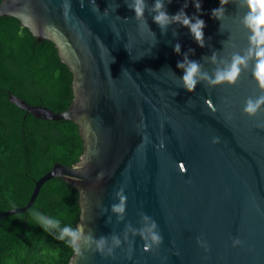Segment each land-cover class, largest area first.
Returning <instances> with one entry per match:
<instances>
[{
  "label": "water",
  "instance_id": "water-1",
  "mask_svg": "<svg viewBox=\"0 0 264 264\" xmlns=\"http://www.w3.org/2000/svg\"><path fill=\"white\" fill-rule=\"evenodd\" d=\"M132 2L1 0L0 17L16 18L39 42L51 41L73 76L65 111L13 93L10 102L36 119L73 122L84 151L73 166L56 163L35 182L28 204L0 220L27 212L42 187L59 178L78 191V224L107 238L103 254L93 244L73 264H264V109L255 117L243 112L249 98L264 96L254 58L235 84L201 80L193 92L177 67L187 56L214 77L234 54L247 53L243 0H230L222 20L211 17L219 0H201V11L192 0H165L170 14L184 8L206 22L204 47L178 23L162 31L152 19L154 0H146L143 21ZM121 191L122 220L112 211ZM153 222L162 243L145 251L139 232ZM237 238L242 244L234 247Z\"/></svg>",
  "mask_w": 264,
  "mask_h": 264
},
{
  "label": "trees",
  "instance_id": "trees-1",
  "mask_svg": "<svg viewBox=\"0 0 264 264\" xmlns=\"http://www.w3.org/2000/svg\"><path fill=\"white\" fill-rule=\"evenodd\" d=\"M72 81L51 41L39 42L16 18L0 17V214L26 206L36 181L56 163L73 166L84 151L76 124L36 119L12 104L9 93L62 112L73 100ZM29 210L76 227L78 191L54 178ZM29 210L0 220V264H69L75 254L31 222Z\"/></svg>",
  "mask_w": 264,
  "mask_h": 264
},
{
  "label": "clouds",
  "instance_id": "clouds-1",
  "mask_svg": "<svg viewBox=\"0 0 264 264\" xmlns=\"http://www.w3.org/2000/svg\"><path fill=\"white\" fill-rule=\"evenodd\" d=\"M171 3L172 0H167ZM230 0H219V7L212 9L211 17L217 20H222L225 15V6ZM193 6L198 10H202L201 0H192ZM247 11L243 17V24L249 30V48L243 56L234 54L231 63L224 69H217L214 77H209L207 73L201 71V65L197 61L188 60L187 56L183 61L177 62V67L183 70L181 77L183 87L188 92L195 91L197 84L201 80H206L209 86L221 85L224 83L235 84L242 68L248 66L249 59L254 58L253 76L258 81L259 86L264 89V0H243ZM187 7V4L184 6ZM130 10L134 13L138 21L144 20L145 10L147 8L146 0H133L129 5ZM155 13L152 17L162 31H166L167 27L172 23H178L181 26L187 27L189 32L200 47H204V29L207 26L206 22L200 16H189L184 8H181L175 14H170L167 11L165 0H154L151 9ZM174 51L179 54L181 46L177 43L174 46ZM215 61V54L212 57ZM261 109H264V96H257L255 99L249 98L243 107V112L250 117H255ZM218 138L213 139V143H217ZM162 146V145H161ZM98 178H103V173L98 174ZM119 203L112 206V211L117 214L118 219L122 220L126 210V197L121 191L118 193ZM32 221L38 225L44 232L53 236L54 239L63 241L64 244L72 250L74 254L81 255L84 249H91L95 245L96 251L104 253L107 245V238H94L90 232H86L83 224H78L73 227L71 224H63L61 220L45 215L39 210H29ZM145 219H148L145 217ZM157 225L155 222L145 230H141L139 234L145 240V251L151 249L152 245L162 243V236L155 231ZM131 230V229H130ZM127 238V237H126ZM150 241V242H149ZM112 243L115 246H120L119 237L113 236ZM240 239L233 240V246L241 245ZM112 248H108V254H112ZM69 264H73L69 260Z\"/></svg>",
  "mask_w": 264,
  "mask_h": 264
}]
</instances>
